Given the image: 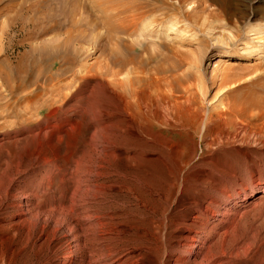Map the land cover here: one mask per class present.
I'll use <instances>...</instances> for the list:
<instances>
[{
  "label": "rangeland",
  "instance_id": "1",
  "mask_svg": "<svg viewBox=\"0 0 264 264\" xmlns=\"http://www.w3.org/2000/svg\"><path fill=\"white\" fill-rule=\"evenodd\" d=\"M37 1L0 0L1 195L10 185H26L31 186V189L32 186L43 185L37 192L39 205L50 199L49 204L52 206L59 203L69 209L75 200L92 201L95 197L92 190L80 197L76 195L77 168L81 154L91 149L88 137L95 119H92L94 115L89 111L94 113V106L99 110L109 105L102 89L103 83L85 76L88 70L84 69L89 68L90 62L95 67L98 64L110 67L116 51L127 60L118 77L120 82L140 77L151 86L156 83L160 86L155 89H162L173 107L182 109L191 106L194 112L200 107L203 113L199 109L198 112L203 117L206 115L204 120L211 113L210 110L217 107L215 114L219 110L223 114L226 112L223 118L225 122L229 121L223 132L231 133L234 121L246 125V130L240 127L221 141H213V136L208 133L210 137L206 136L204 143L209 141L207 144H214L203 147L205 145L202 142V147L198 148L200 153L198 151L197 154L201 156L204 152L224 170L228 169L223 177L228 187L232 188V198L236 197L242 186L246 187L244 191L248 194L255 188L261 190L264 187V117H261L264 105L259 108L251 104L258 99L264 104V17L260 14L264 9V0H231L226 9L212 0H164L165 6L158 5V0H67L65 9H59L55 1L49 0L51 2L46 3L44 9L41 7L33 12L30 6ZM146 7L155 8L147 10ZM48 17L52 20H47ZM33 18L37 19L36 27L31 25ZM54 23L60 25L53 26ZM113 25L116 30L110 32L109 27ZM44 27L49 31L39 35ZM172 28L175 30L171 31ZM258 30L254 41L259 39L262 43L251 42L249 34ZM242 40L248 41L250 46L244 47L237 42ZM52 54L55 56L50 57ZM218 59L225 62L222 67L225 72L215 68ZM161 78H165V83H159ZM106 82L110 83L108 79ZM151 88L149 90L153 92L155 89ZM57 89L60 94L56 95L54 91ZM88 99L93 102V110L86 108L89 109L85 102ZM33 102L37 105L46 102L48 106L32 119L21 121L23 107ZM52 104L56 109L53 118L47 116L48 107ZM215 114L212 112L210 115L216 118ZM246 121L250 124H245ZM2 122L13 123L4 126ZM221 123L217 122L211 128L218 132ZM253 170L258 174L254 180ZM238 182L242 184L240 187H236ZM242 194H237L236 201L242 200ZM99 200L95 206L88 205H91L97 216L111 215L113 212L110 216L112 224L121 214L136 211V202L131 199L128 201L124 194ZM148 200L142 202L146 201L145 204L153 209L158 207V204ZM245 203L233 218L223 224L227 232L219 229L217 234L208 238L202 255L191 257L195 258L196 264H264V198H253ZM67 214L64 217L68 220ZM71 221V226L59 228V231L63 229L62 234L49 229L48 240H39L40 243L38 241L32 246L28 243L25 248L29 247L23 252L26 258L24 263L13 257L9 264H37L39 260L43 261L42 264H51L62 259L70 249L73 250L71 259H85L91 243L87 241L83 244V240L74 237L77 231L73 226L75 219ZM112 227L117 229L116 226ZM100 231L97 229L96 234ZM65 235L77 244L71 246L70 238H65ZM184 249L179 250L182 253L186 251ZM36 254H39L38 257H34ZM32 258L37 259L33 261Z\"/></svg>",
  "mask_w": 264,
  "mask_h": 264
},
{
  "label": "bare ground",
  "instance_id": "2",
  "mask_svg": "<svg viewBox=\"0 0 264 264\" xmlns=\"http://www.w3.org/2000/svg\"><path fill=\"white\" fill-rule=\"evenodd\" d=\"M8 1L13 2L14 0ZM51 1L39 0L34 3L33 6H30V10L36 12L41 7L44 9L43 7H46L44 5ZM53 1L57 3L59 9L64 7L67 3V0ZM212 1L219 3L223 9H226L231 2V0ZM158 2V5L161 4L163 6L165 4L164 0H158ZM109 4L107 7H109ZM138 7H136V9H138ZM141 7L142 6H140V8ZM152 8L154 9L155 7ZM152 8L150 9L152 10ZM170 8H172V6H170ZM63 9H65V7ZM61 13L63 14V12ZM260 14L261 17H264V9L260 11ZM54 16L55 15H53L52 19ZM48 19L51 18L48 17L47 20ZM36 20L33 18L32 26L36 25ZM106 20L108 21V19ZM106 22L104 25H107L108 28ZM56 25H58V23H54L53 26ZM109 28L110 32L111 30H114V32L116 30L114 25ZM174 30L175 29L172 28L171 31ZM48 31V28H41L39 35ZM259 31L260 30L249 34L250 36L248 37H251V42L262 43L259 39L254 41L255 38H257L255 35H258ZM246 34L245 37L247 36ZM237 42H240L239 44L244 47L250 46V43H247L248 41L244 42L242 40V42ZM234 46H237V44H234ZM243 52H245V50H243ZM117 53V51L113 53L110 67L102 64H98L95 67L94 64L90 62L88 63L90 65L87 66L89 68L84 69L88 70L85 72V76L98 79L103 83L102 89L109 105L97 110L98 107H93V102L91 100L89 101L88 99V101H85L86 105L89 106V109L86 107L87 110H93L92 107L94 108V113L93 111L89 112L94 115L92 119L95 120L92 122L91 129L89 128L91 134L88 138L91 149L87 153L85 151L81 154L82 157L77 168L78 178L76 183H78V185L76 184L77 189H75L76 195H79V197L86 195L85 193L88 190L94 191L95 194L93 195L95 197L92 198L91 202L86 200H75L74 203H71L72 206L66 209L65 206L59 203L57 206H52L49 204L50 199H45L47 201L40 203L41 206L39 205L38 202L40 199L38 201L37 192L43 185H38L36 187L32 186V189L31 186L26 185L22 187L10 185L7 187L4 194H0L1 264L11 263L13 257L24 263L26 258L23 252L24 249L29 247L25 248L28 243H31L30 246H32L39 240H48L47 234L49 229L57 233L59 228L71 226V220L73 218L75 219L73 226L77 230L74 237H77V240L78 238L83 240V244L87 241L91 243L90 248L87 250L88 254H86L85 259L83 258L82 260L77 258L71 259L73 250L70 249L69 251L67 250L68 252L66 251V253H64L61 257L62 259L51 264H182L184 262L185 264H196L195 258L191 259V257L194 255H202L208 238L217 234L219 229L225 230L226 227L223 224L233 218L237 214V210L246 205L245 202H249L253 198L255 200L264 198V187L261 188V190L255 188L248 194L244 191L246 187L242 186L240 189L241 191H238L239 193H236L235 197L238 198L237 194L243 193L242 200L236 201L234 196L232 198V188L228 187L223 177L228 169L224 170V167L218 165L217 161L214 162L213 159H211L210 156L208 157L204 152L201 156L197 154L199 151L198 148L202 147L200 146L201 143H204L206 136H209L208 133L213 136V141H221L222 138L231 136L230 134L235 133L240 127L245 129L247 127L246 125L241 121H234V123L231 121L233 123L231 126V133L227 131V133L223 132V128L227 126L226 122L229 121L226 120L225 122V118L223 117L226 112L224 111V114L220 112L221 110L217 112V107L214 110L211 108L213 111L210 110V112L214 114V111L217 110L216 116L213 115L216 118H212V115H210L211 113L208 112L209 116L207 115V119L204 120L206 115L203 117V115L200 114V110L202 111L203 109H199V106L198 109L200 113L198 109L195 112L193 111L194 109L191 110V106L182 109L176 106L173 107L168 102L165 93L161 91L162 89H155L158 86L156 83H152L154 84L153 86H155L153 88L151 84H147L145 81L146 79L143 80L140 77H135L134 79L130 78L120 82L118 77L122 73V68L126 65L127 60ZM51 56L53 57L55 55L52 54L50 57ZM69 59L70 58H68V60ZM218 60L215 68H221V71L225 72L224 69L222 70L225 62L222 59ZM95 69L96 74L93 72ZM222 76L224 77L225 74L223 73ZM105 79H108L110 83H107L108 81L106 82ZM161 81L165 83V78H161L159 83H161ZM151 87L155 89L153 92L149 90ZM52 92L53 91H51L50 94ZM54 93L60 94L59 89L55 90ZM254 95H252V97ZM129 98H131L130 101L128 100ZM258 100H251L253 102L251 104L261 108L264 104H261ZM45 104L39 103V105H37V103L33 102L24 106L21 121H23V119H32V117L41 112L45 106H48ZM232 108L230 109L232 110ZM11 109L13 110L12 107ZM263 110L264 109H262V111ZM55 114L56 109L52 104V106L48 107L47 116L52 117ZM261 117H264V113ZM233 119L234 116H232L231 120ZM88 120L91 119L88 118ZM254 121L255 120H253V122ZM217 122L222 123L220 126L221 128L217 130L218 132H215L213 130L214 128L212 129L211 126ZM246 122L245 124H250V122ZM9 123L12 124L13 122H7L6 124L2 122L4 126ZM252 126L253 125L250 127ZM254 130L257 131V129ZM251 131L252 128L249 132ZM191 141H194V143ZM208 142L209 141H207V143ZM207 143H204L203 145L205 146L203 147H210L214 144ZM197 169H199V171H196ZM210 169H212V172ZM256 173V171H252V180L258 176ZM240 184L241 183L238 182L236 187H240L242 185ZM118 194H124L125 197H128V201L131 199L133 202H136V205H134L136 211L134 213L121 214L119 212L121 215L115 219L113 224L110 222V216L113 212H110L111 215L106 214L105 216H97L94 214L91 205L94 204L95 206L98 201L100 202L99 198L102 199V197L104 198L106 196L112 197ZM73 196L75 197V194ZM145 198H149L150 202L158 204V207L153 209L148 206L149 204H145L146 201L143 203L142 200H146ZM79 202H81V204ZM88 204L91 205L89 206ZM102 204H104V202H102ZM121 204L122 203L119 205ZM121 206H123V204ZM67 213L70 214L68 215ZM66 214L70 219L67 220V218L64 217ZM64 218H66V221ZM112 226H116L115 228L117 229L114 230ZM97 229L101 230L100 233L98 232L99 234H96ZM66 230L68 231L69 229ZM62 231L59 232L62 234ZM225 231L223 232L225 233ZM132 235L135 236L132 238ZM117 236L119 239H117ZM88 237H91V239L87 240ZM65 238H70L72 242L71 246L76 243L70 236L65 235ZM49 241H51V239ZM37 246L39 247V244H37ZM4 248L5 251L3 252L2 249ZM180 248H185L186 251H184V249L182 250L184 252L181 253L179 250ZM176 252L179 253L176 254ZM80 254L83 253L80 252ZM38 255H34V257H38ZM30 257L32 256L30 255ZM46 257L48 258V256ZM36 259H33V261H36ZM42 262L39 260L37 264H42ZM27 263L29 264V262Z\"/></svg>",
  "mask_w": 264,
  "mask_h": 264
}]
</instances>
